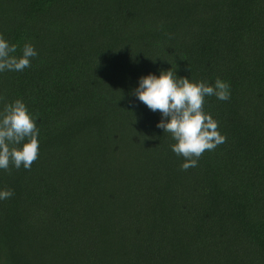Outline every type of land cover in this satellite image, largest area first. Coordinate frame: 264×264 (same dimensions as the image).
Returning a JSON list of instances; mask_svg holds the SVG:
<instances>
[{
    "label": "trees",
    "instance_id": "trees-1",
    "mask_svg": "<svg viewBox=\"0 0 264 264\" xmlns=\"http://www.w3.org/2000/svg\"><path fill=\"white\" fill-rule=\"evenodd\" d=\"M0 35L38 53L0 96L40 149L0 169V264H264V0H0ZM168 69L230 84L204 105L226 142L186 171L133 94Z\"/></svg>",
    "mask_w": 264,
    "mask_h": 264
},
{
    "label": "clouds",
    "instance_id": "clouds-1",
    "mask_svg": "<svg viewBox=\"0 0 264 264\" xmlns=\"http://www.w3.org/2000/svg\"><path fill=\"white\" fill-rule=\"evenodd\" d=\"M17 48V44L0 35V72H22L31 67L32 58L38 55L35 47L25 43L20 55H16ZM133 94L151 111L160 112L164 117L157 127L170 133L176 141L171 148L184 158L182 170L196 167L206 151L215 150L226 142V136L219 130V122L205 111L204 105L207 97L229 100L228 82L219 78L214 84L203 80L197 82L187 76L178 79L177 74L168 69L160 75L142 76ZM0 102H3L0 111V169L10 173L12 166L16 169L23 166L30 170L40 151L36 118L22 99L6 102L0 96ZM13 194V190L4 189L0 191V200L9 199Z\"/></svg>",
    "mask_w": 264,
    "mask_h": 264
}]
</instances>
